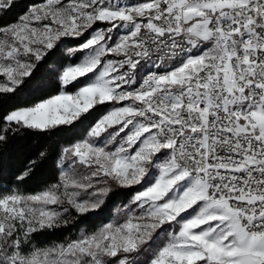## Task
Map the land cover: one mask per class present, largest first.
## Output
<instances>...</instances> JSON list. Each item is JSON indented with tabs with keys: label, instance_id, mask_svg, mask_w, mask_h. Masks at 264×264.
I'll return each mask as SVG.
<instances>
[{
	"label": "snow or ice",
	"instance_id": "6c2138e0",
	"mask_svg": "<svg viewBox=\"0 0 264 264\" xmlns=\"http://www.w3.org/2000/svg\"><path fill=\"white\" fill-rule=\"evenodd\" d=\"M21 6L0 0V99L61 49L82 59L0 115V148L90 124L55 182L0 189V264H264V0H33L6 20ZM114 186L132 195L112 219L38 242Z\"/></svg>",
	"mask_w": 264,
	"mask_h": 264
},
{
	"label": "trees",
	"instance_id": "16d2710c",
	"mask_svg": "<svg viewBox=\"0 0 264 264\" xmlns=\"http://www.w3.org/2000/svg\"><path fill=\"white\" fill-rule=\"evenodd\" d=\"M18 2L22 6L15 9L6 20L15 19L17 14L24 11V6L33 0H18ZM3 22L0 21V23ZM68 46L72 47L74 44ZM81 57V54L69 56L66 49H61L55 57L42 64L35 76L22 85L15 94L0 99V115L14 107L29 106L39 99L55 94L59 87L57 70L69 63L79 62ZM100 114L97 113L96 118ZM89 124L90 121H85L77 123L76 126L65 127L46 134L27 130L13 134L8 143L0 148V189L18 185L25 192H35L55 182L59 175L57 164L62 147L83 138ZM41 152L45 153L43 158L40 157ZM32 161H36V164L32 167L31 173L23 181H18L17 177L30 166ZM131 195V190L113 188L105 207L98 213L90 214L86 222L77 221L69 228L40 234L37 240L40 244H46L63 240L69 235L75 236L80 229L93 230L110 218L117 206L125 204Z\"/></svg>",
	"mask_w": 264,
	"mask_h": 264
},
{
	"label": "rangeland",
	"instance_id": "374dc122",
	"mask_svg": "<svg viewBox=\"0 0 264 264\" xmlns=\"http://www.w3.org/2000/svg\"><path fill=\"white\" fill-rule=\"evenodd\" d=\"M133 2H134V0H133ZM81 59H82V57H81ZM113 188H117V187L114 186ZM127 202H128V201H127ZM127 202H126V203H127ZM126 203H125V204H126ZM115 210H116V209H115ZM114 214H115V211H114L113 215H112L110 218H108V219H107L105 222H103V223H106L108 220L112 219L113 216H114Z\"/></svg>",
	"mask_w": 264,
	"mask_h": 264
}]
</instances>
